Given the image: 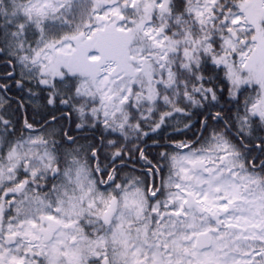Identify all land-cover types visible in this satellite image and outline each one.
<instances>
[{
  "label": "snow or ice",
  "instance_id": "1",
  "mask_svg": "<svg viewBox=\"0 0 264 264\" xmlns=\"http://www.w3.org/2000/svg\"><path fill=\"white\" fill-rule=\"evenodd\" d=\"M0 264H264V0H0Z\"/></svg>",
  "mask_w": 264,
  "mask_h": 264
},
{
  "label": "trees",
  "instance_id": "2",
  "mask_svg": "<svg viewBox=\"0 0 264 264\" xmlns=\"http://www.w3.org/2000/svg\"><path fill=\"white\" fill-rule=\"evenodd\" d=\"M151 141H149V143H150Z\"/></svg>",
  "mask_w": 264,
  "mask_h": 264
}]
</instances>
